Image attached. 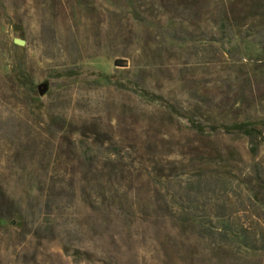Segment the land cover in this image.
Listing matches in <instances>:
<instances>
[{
	"label": "rangeland",
	"instance_id": "374dc122",
	"mask_svg": "<svg viewBox=\"0 0 264 264\" xmlns=\"http://www.w3.org/2000/svg\"><path fill=\"white\" fill-rule=\"evenodd\" d=\"M254 121L264 0H0V264H264Z\"/></svg>",
	"mask_w": 264,
	"mask_h": 264
},
{
	"label": "trees",
	"instance_id": "16d2710c",
	"mask_svg": "<svg viewBox=\"0 0 264 264\" xmlns=\"http://www.w3.org/2000/svg\"><path fill=\"white\" fill-rule=\"evenodd\" d=\"M105 80H108L109 77L99 76ZM25 82L22 83L26 92L31 93L33 90V84L31 81L28 80L26 76H24ZM142 96L149 98L151 101L161 100L160 97L155 96L153 94H149L148 92H142ZM186 111V110H185ZM189 112V111H188ZM190 124L189 131L195 134H203V128L201 124H196L193 122L192 118L188 120ZM263 129H264V122L263 121H254V122H244L238 124H220V125H211L208 128V131L211 133L221 132L223 134H232L238 133L248 137L251 141L256 139H263ZM255 200H258L256 194H253Z\"/></svg>",
	"mask_w": 264,
	"mask_h": 264
},
{
	"label": "water",
	"instance_id": "95a60500",
	"mask_svg": "<svg viewBox=\"0 0 264 264\" xmlns=\"http://www.w3.org/2000/svg\"><path fill=\"white\" fill-rule=\"evenodd\" d=\"M13 44H14V45H17V46H24V45H25L24 41H22V40H17V39H14V40H13ZM39 94H42V91H39Z\"/></svg>",
	"mask_w": 264,
	"mask_h": 264
}]
</instances>
